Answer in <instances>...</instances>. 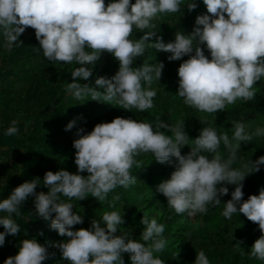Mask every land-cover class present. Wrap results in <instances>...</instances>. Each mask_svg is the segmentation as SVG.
<instances>
[{"label": "clouds", "instance_id": "obj_1", "mask_svg": "<svg viewBox=\"0 0 264 264\" xmlns=\"http://www.w3.org/2000/svg\"><path fill=\"white\" fill-rule=\"evenodd\" d=\"M200 2L206 14L195 17L191 32L177 30L174 39L165 42L151 30L156 28L153 21L162 14L179 13L182 5L192 12L197 7L194 0H107V4L105 0H0V47L10 51L30 27L47 61L79 65L71 71L73 82L67 83L66 93L77 100L90 96L92 101L102 100L110 105L114 102L119 109L138 112L153 108L156 90L149 86L161 78L164 64L133 67L135 59L144 54L146 47L168 53V61L186 56L177 68L175 96L200 112L217 113L238 99L253 100L254 85L264 78V0ZM133 28L143 32L139 39L129 38ZM104 52L118 63L115 74L110 78L96 77L94 87L78 83L77 79L88 80L92 66ZM75 123V119L69 121L65 131ZM16 125L13 120L3 134L15 135ZM232 129L231 140L226 132L211 126L202 127L198 136L189 139L183 121L170 125L159 117L153 122L116 117L111 122L97 123L90 132L78 128L74 134L77 138L72 141L75 174L67 170L46 171L42 181H25L0 199V226L4 229L0 232V246L6 236L20 231L13 216L32 197L36 214L50 221L49 228L64 238L52 245L60 255L56 264H124V254L130 264H165L154 255L166 246L162 235L165 224L154 217L143 214L139 239L120 230L124 223L120 209L104 211L88 229H73L83 223L82 216L73 211V199L80 201L91 196L102 202L117 186L127 188L136 183L130 171L133 166L140 168L135 157L150 153L160 164L172 165L175 160L168 179L155 186V192L166 198L171 210L191 217L206 214L209 206L223 204L221 215L226 219L242 213L257 224L261 233L249 255L264 260V188L242 201V181L260 170L264 156L247 160L242 169L232 167L241 159L237 155L240 144L250 141L253 135L264 136V128L250 133L239 120L232 121ZM221 144L226 156L219 152ZM185 146L189 151L182 155ZM205 154H211V158ZM41 183L48 189L46 193L35 191ZM225 185L235 187L231 198L221 203L220 198L229 191ZM119 199L118 195L113 197ZM118 230L120 235L115 234ZM54 255L36 238H24L19 241L16 254L5 258L3 264H42ZM193 264L210 261L200 250Z\"/></svg>", "mask_w": 264, "mask_h": 264}, {"label": "trees", "instance_id": "obj_2", "mask_svg": "<svg viewBox=\"0 0 264 264\" xmlns=\"http://www.w3.org/2000/svg\"><path fill=\"white\" fill-rule=\"evenodd\" d=\"M194 2L197 7L190 13L186 5H182L179 13L160 15L153 21L156 28L151 30L162 36L165 42L173 40L177 30L191 32L195 17L206 14L200 0ZM142 35L143 32L133 28L129 38L139 39ZM18 41L21 44L17 42L10 51L0 47V199L6 198L12 189L25 181L33 178L42 181L46 171L55 173L67 170L75 174L72 141L77 138L74 135L77 129L84 128L90 132L97 123L111 122L116 117L145 122H153L159 117L170 125L183 121V130L189 139L198 136L202 127L211 126L216 127L218 132H226L231 140L232 121L242 120L246 124V131L250 133L258 127L264 128V78L254 85L253 100L238 99L217 113L200 112L184 105L182 99L175 96L177 68L188 57L168 61V53L156 52L146 47L144 54L135 59L133 67L144 63L164 64L161 78L154 80L149 86L156 90L154 106L144 112L135 109L125 111L119 109L114 102L110 105L102 100L92 101L90 96L77 100L66 93L67 83L73 82L71 71L79 65L47 61L38 49V41L32 28H26ZM201 47L203 49L202 45ZM204 54L208 56L206 50ZM117 68L118 63L104 52L92 66V75L88 80L77 79V82L94 87L96 77L110 78ZM73 119L76 120L75 125L65 131V126ZM13 120L17 122L18 132L12 136L4 135V130ZM165 134L170 135L167 132ZM188 151L189 148L185 146L181 149V154H187ZM219 152L222 156L227 155L223 144ZM205 155L211 158V154ZM237 155L241 159L232 165L236 169H242L247 160L255 161L264 156V136L253 135L250 141L241 143ZM135 159L139 161L140 168L133 166L130 171L136 183L127 188L117 186L102 202L91 196L71 201L73 211L83 219V223L73 226L74 230L88 229L91 221L99 220L104 211L120 209L124 220L120 230L127 232L132 239L140 238L143 230L140 220L143 214L165 224L162 235L167 241L166 246L163 251L154 253L165 264H193L196 252L200 250L205 252L210 264H264V260L249 255L251 245L261 235L257 224L249 221L242 213L234 214L230 219L224 218L221 215L223 204L209 206L206 214L197 213L191 217L186 213L176 214L167 206L166 198L155 192V186L168 179L174 170L175 160L173 159L172 165L160 164L153 160L150 153L140 154ZM242 184V201L247 200L250 195H258L259 189L264 188V165L259 171L246 176ZM225 186L229 191L220 198L221 203L231 198L230 193L235 187ZM47 190L42 183L35 189L36 192L45 193ZM116 195L120 197L119 200H113ZM13 218L20 225V231L15 236L5 237L4 245L0 246V264H3L5 258L16 254L21 239L33 237L45 244L49 252L55 253L42 264H56L60 260L59 252L52 245L64 238L49 228L50 221L36 214L32 197L20 206V213ZM120 230L115 234L120 235ZM2 231L4 229L0 226V232ZM234 245L238 248H234ZM122 259L124 264H130L127 254Z\"/></svg>", "mask_w": 264, "mask_h": 264}]
</instances>
